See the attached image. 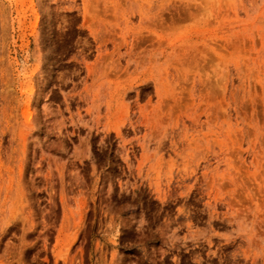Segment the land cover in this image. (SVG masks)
<instances>
[{
    "label": "rangeland",
    "instance_id": "374dc122",
    "mask_svg": "<svg viewBox=\"0 0 264 264\" xmlns=\"http://www.w3.org/2000/svg\"><path fill=\"white\" fill-rule=\"evenodd\" d=\"M0 264H264V0H0Z\"/></svg>",
    "mask_w": 264,
    "mask_h": 264
}]
</instances>
